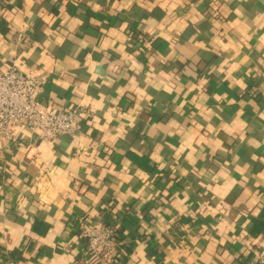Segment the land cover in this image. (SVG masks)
Listing matches in <instances>:
<instances>
[{
  "label": "crops",
  "instance_id": "crops-1",
  "mask_svg": "<svg viewBox=\"0 0 264 264\" xmlns=\"http://www.w3.org/2000/svg\"><path fill=\"white\" fill-rule=\"evenodd\" d=\"M11 64L81 115L0 150V264H102L81 218L117 229L116 264L264 246V0H0Z\"/></svg>",
  "mask_w": 264,
  "mask_h": 264
},
{
  "label": "built area",
  "instance_id": "built-area-1",
  "mask_svg": "<svg viewBox=\"0 0 264 264\" xmlns=\"http://www.w3.org/2000/svg\"><path fill=\"white\" fill-rule=\"evenodd\" d=\"M40 90L37 76L22 74L13 64L0 69V150L15 143L25 130L48 140L77 133L79 107L47 106L39 99ZM80 222L81 237L95 260L116 264L123 244L117 229L112 224H94L84 218ZM247 263L264 264V246L256 248Z\"/></svg>",
  "mask_w": 264,
  "mask_h": 264
},
{
  "label": "trees",
  "instance_id": "trees-1",
  "mask_svg": "<svg viewBox=\"0 0 264 264\" xmlns=\"http://www.w3.org/2000/svg\"><path fill=\"white\" fill-rule=\"evenodd\" d=\"M143 158H145V157H143ZM33 228H34V230H37L36 225ZM263 230H264V206L260 210V214L257 215V217L253 218V224H252V227L250 229V234L252 236H255V235H258L257 233H259Z\"/></svg>",
  "mask_w": 264,
  "mask_h": 264
}]
</instances>
